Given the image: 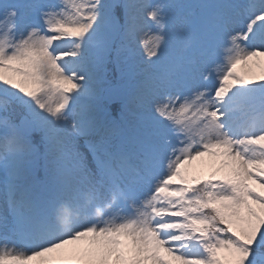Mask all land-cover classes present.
I'll use <instances>...</instances> for the list:
<instances>
[{
  "label": "snow or ice",
  "instance_id": "obj_1",
  "mask_svg": "<svg viewBox=\"0 0 264 264\" xmlns=\"http://www.w3.org/2000/svg\"><path fill=\"white\" fill-rule=\"evenodd\" d=\"M0 264H264V0H0Z\"/></svg>",
  "mask_w": 264,
  "mask_h": 264
},
{
  "label": "rangeland",
  "instance_id": "obj_2",
  "mask_svg": "<svg viewBox=\"0 0 264 264\" xmlns=\"http://www.w3.org/2000/svg\"><path fill=\"white\" fill-rule=\"evenodd\" d=\"M253 71L256 72V73H259L261 71V69H254Z\"/></svg>",
  "mask_w": 264,
  "mask_h": 264
}]
</instances>
